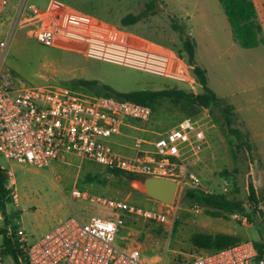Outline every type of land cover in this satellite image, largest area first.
Masks as SVG:
<instances>
[{
	"label": "rangeland",
	"instance_id": "obj_1",
	"mask_svg": "<svg viewBox=\"0 0 264 264\" xmlns=\"http://www.w3.org/2000/svg\"><path fill=\"white\" fill-rule=\"evenodd\" d=\"M16 5L20 0H7ZM147 0H28L34 11L40 15H54L63 27L114 38L136 46L160 51L182 52L179 32L172 27L177 21L196 42V61L209 71L211 86L218 96L230 105L240 108L237 127L244 133L250 151L238 150L239 144L217 121L218 113L206 110L210 126L214 125L224 146L221 159L217 160L210 174L203 175L201 189L214 194H223L225 180L229 181L227 194L243 203L247 214L252 209L248 201L249 186L264 194V65L254 57L264 59V47L258 52L239 46L238 53L230 49L231 25L219 0H162L164 3L156 15L141 22L123 26L121 20L128 14H138ZM0 21V33L10 29V19ZM6 37V35H5ZM212 41L220 44L218 53L211 46ZM260 47V46H259ZM252 64V65H251ZM5 67L29 84L60 85L73 90L79 81H99L122 93L139 91H161L178 88L192 93L202 89L195 76L189 71L188 80L173 79L141 72L122 65L87 57L78 44L65 41L53 47L44 46L29 37L27 30H17L12 38ZM248 79H251L249 81ZM153 110L160 113V135L176 127L186 118H203V111L184 113L181 103L174 99H162ZM197 113V114H196ZM154 115V114H153ZM151 119L149 122L151 123ZM212 129V128H211ZM158 135L157 137H159ZM136 139L147 138L137 133ZM136 139L128 140L134 146ZM117 150V147H113ZM147 147H143L146 149ZM131 156L129 154H124ZM0 167L12 169L16 179L15 192L18 205L8 206L9 226L25 231L28 242L34 244L47 235L61 221L74 213L92 214L94 209L80 201L70 203L72 191L127 200L130 204L147 211L169 215L170 221L162 223L144 216H128L125 228L120 233L117 245L123 249H139L146 264H178L196 258L202 251L192 244L195 233H235L241 240L264 243V231L244 225L235 215L230 220H215L203 209L196 212L195 206L185 200L187 188L177 192L172 205L149 198L143 191V180L131 181L104 165L68 156L63 162L47 168L22 166L8 162L0 156ZM235 188L238 193H234ZM99 215H104L97 212ZM209 221L219 225L213 228ZM247 216V215H245ZM0 219V229L6 228V219ZM3 236H0V246ZM4 264H16L12 256L4 258Z\"/></svg>",
	"mask_w": 264,
	"mask_h": 264
},
{
	"label": "built area",
	"instance_id": "obj_2",
	"mask_svg": "<svg viewBox=\"0 0 264 264\" xmlns=\"http://www.w3.org/2000/svg\"><path fill=\"white\" fill-rule=\"evenodd\" d=\"M11 12L9 31L4 36L0 33V156L10 163L40 169L63 162L68 156H78L109 169L172 179L178 191L187 188L214 194L201 189L203 178L196 169L207 145V132L200 119L186 118L164 132L153 142L152 151H144L143 141H137V152L127 156L113 150L111 139L121 134L130 121H150L153 108L86 90L29 84L5 67L13 35L20 29L27 30L29 37L44 46L53 47L60 41L78 44L87 57L176 81L188 80L191 66L185 58L175 52L63 27L54 15L34 11L28 0H20L16 5L0 0V21L11 16ZM2 169L6 174L5 186L18 205L14 172ZM255 184L254 181V188ZM230 185L225 180L224 194L229 192ZM255 194L253 218L235 216L244 225L264 231V194ZM74 201L88 204L94 213H74L34 244L28 242L23 229L13 231L23 255L22 264H146L139 249L127 250L117 245L126 218L144 216L162 223L171 218L162 212L138 208L127 200L76 188L70 197V203ZM195 208L196 212L202 209ZM2 216L0 210V219ZM8 230L12 233L9 224ZM256 243L242 240L223 250L202 251L193 260L178 264H264ZM0 264H4L2 246Z\"/></svg>",
	"mask_w": 264,
	"mask_h": 264
},
{
	"label": "trees",
	"instance_id": "obj_3",
	"mask_svg": "<svg viewBox=\"0 0 264 264\" xmlns=\"http://www.w3.org/2000/svg\"><path fill=\"white\" fill-rule=\"evenodd\" d=\"M232 27L235 41L243 49H254L264 45V36L261 23L258 20L257 9L252 0H219ZM164 3L161 0H147L145 7L138 14H128L121 20L123 26H131L141 22L148 16L156 15ZM173 29L181 35L183 58L191 66V72L196 78L197 84L201 86V93H192L178 88L165 89L161 91H139L122 93L110 86L101 84L99 81H79L80 89L86 90L95 95H103L119 100H128L142 105L154 107L162 99H174L181 103L184 113H191L192 110H211L218 113L217 121L222 128L239 143L237 149L245 148L250 151V146L244 141L245 135L236 123L238 118L235 107L228 104L225 99L218 97L216 92L209 87L207 71L196 63V42L187 34L184 27L177 21L173 22ZM154 111V110H153ZM197 114V113H196ZM119 175L127 176L131 181L143 179L139 175L127 173L117 169H111ZM6 174L0 167V210L6 219V228L0 229V236H3L2 255L12 256L16 264H22L20 259L22 253L16 241L15 229L12 233L8 230V206L14 202L10 196V190L5 186ZM234 193H238L235 188ZM184 198L193 206H199L204 213L214 219L230 220V216L247 215L250 219L254 213L247 214L243 203L231 197L230 194H207L196 189H189L185 192ZM248 201L250 208L254 211L257 197L253 185L249 186ZM192 244L201 251H218L240 243L242 240L231 234H210L195 233L192 237ZM260 257L264 259V243H256Z\"/></svg>",
	"mask_w": 264,
	"mask_h": 264
},
{
	"label": "crops",
	"instance_id": "obj_4",
	"mask_svg": "<svg viewBox=\"0 0 264 264\" xmlns=\"http://www.w3.org/2000/svg\"><path fill=\"white\" fill-rule=\"evenodd\" d=\"M252 1L254 2L255 7L257 9L258 20L261 23V26L263 29V36H264V0H252ZM224 14H225V12H224ZM226 18H227V16H226ZM211 46L218 53L220 52L219 49H221L220 48L221 46H220V44H218L217 41H212ZM239 46L240 45L234 39L233 30H231V33H230V49H234L235 54H240V53H238V49H237V48H239ZM261 47H264V45L257 47V48H254V49H245V50L258 52V50ZM196 48L198 49L197 44H196ZM254 58L259 61L258 63H253L254 66L260 67V66L264 65V59L260 60L257 57H254ZM196 63L198 66L202 67V65L199 64L198 61H196ZM202 68L207 71L209 87L212 90H214L211 86L209 71L205 68V66H203ZM248 80L251 81V79H248ZM214 91L218 95L217 91L216 90H214ZM220 98H221V96H220ZM222 99H224V98H222ZM232 106H234V105H232ZM234 107H235L236 116L240 115V108L237 105H235ZM202 111L204 113L203 115H205V116L203 118H198V119H200L202 121V124H203L204 128L206 129L207 145H206V149H205L204 153L202 154L201 158L198 159V161L196 162V169L198 170V172L201 174V176L203 178V175L210 174L212 168L216 165L217 160L222 158L220 155L223 154L224 146L221 143L222 139H221L220 134H218V132L216 130H213L215 128V126L214 125L210 126L211 122L209 120H207V116H206L207 111L206 110H202ZM159 117H160V113L157 112L155 114V112H154V115L152 117L153 121L151 123H146L145 121H130L126 126L123 127L121 134L116 135L111 139L112 147H117V150H115L114 148H113V150L116 152L122 153V154L134 155L137 152V149H136L137 141H143L141 148L143 149V147L145 146L147 148L143 149L144 151H152L153 150V142L155 141V139H157V136L160 135L159 133H160V131H162L161 129H163V125H161V123H160L161 120H159L160 119ZM147 122H149V121H147ZM137 133L146 134L147 138L136 139L135 137H136ZM132 139H136V142H135L133 147L131 144L128 143V140H132ZM193 158L194 157H191L190 159L193 160ZM56 163H58V162H56ZM208 217L206 216L205 220L207 222H210L213 225L214 229H217L219 227V225L212 222V221H209ZM215 220H220V219H215ZM217 233L235 235V233H224V232H217ZM210 234H212V233L210 232Z\"/></svg>",
	"mask_w": 264,
	"mask_h": 264
},
{
	"label": "water",
	"instance_id": "obj_5",
	"mask_svg": "<svg viewBox=\"0 0 264 264\" xmlns=\"http://www.w3.org/2000/svg\"><path fill=\"white\" fill-rule=\"evenodd\" d=\"M143 191L151 199L164 205H172L178 192V185L172 179L147 177L143 182Z\"/></svg>",
	"mask_w": 264,
	"mask_h": 264
}]
</instances>
